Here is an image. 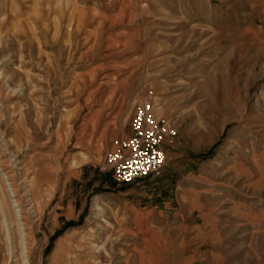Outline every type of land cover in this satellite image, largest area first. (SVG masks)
<instances>
[{
	"label": "rangeland",
	"instance_id": "rangeland-1",
	"mask_svg": "<svg viewBox=\"0 0 264 264\" xmlns=\"http://www.w3.org/2000/svg\"><path fill=\"white\" fill-rule=\"evenodd\" d=\"M143 100L167 161L119 182ZM22 226L29 264H264V0H0V264Z\"/></svg>",
	"mask_w": 264,
	"mask_h": 264
},
{
	"label": "built area",
	"instance_id": "built-area-1",
	"mask_svg": "<svg viewBox=\"0 0 264 264\" xmlns=\"http://www.w3.org/2000/svg\"><path fill=\"white\" fill-rule=\"evenodd\" d=\"M132 113L130 135L120 142L117 150L108 151L105 157L113 178L124 183L157 176L167 161L164 139L175 132L165 117L153 112L148 100L139 102Z\"/></svg>",
	"mask_w": 264,
	"mask_h": 264
},
{
	"label": "bare ground",
	"instance_id": "bare-ground-1",
	"mask_svg": "<svg viewBox=\"0 0 264 264\" xmlns=\"http://www.w3.org/2000/svg\"><path fill=\"white\" fill-rule=\"evenodd\" d=\"M12 189V188H11ZM12 191V190H11ZM12 195H14V201H15V199H16V201L17 202H19V200H18V198H17V196H16V194L13 192L12 193ZM17 202H16V204H17ZM20 203V202H19ZM15 204V205H16ZM18 205V204H17ZM21 207V206H20ZM98 207H99V205H98ZM17 208V207H16ZM17 210V209H16ZM32 211V210H31ZM5 212V211H4ZM4 212H3V214H4ZM17 212V211H16ZM17 214H19L20 215V213H17ZM6 218V217H5ZM21 219V218H20ZM10 220V219H9ZM21 223H23V222H21ZM6 226H7V240H6V242H8V247H9V251H11V253H12V249H13V245L15 244V242H14V240H13V237H12V235H13V232H12V228H11V226H10V223L7 221V224H6ZM22 232H21V240H19V241H21L22 242V252H21V254H22V258H23V260H22V264H29V258H28V252H29V241H27V238L25 237V232H24V230H25V228L22 226ZM14 231V230H13ZM21 231V230H20ZM29 238V237H28ZM18 264H19V262H18Z\"/></svg>",
	"mask_w": 264,
	"mask_h": 264
},
{
	"label": "crops",
	"instance_id": "crops-1",
	"mask_svg": "<svg viewBox=\"0 0 264 264\" xmlns=\"http://www.w3.org/2000/svg\"><path fill=\"white\" fill-rule=\"evenodd\" d=\"M192 195H193V198H195V195L194 194H192ZM205 234L207 236L213 237V226L211 224L207 227V230L205 231ZM210 255H214V252H212V254H211V251H210ZM178 256H179V258H181L183 260H181L180 262H177V263L172 262V264H194V261L192 260L191 256H188V255H186L185 253H182V252L179 253ZM205 258L206 257H201V259H205Z\"/></svg>",
	"mask_w": 264,
	"mask_h": 264
}]
</instances>
